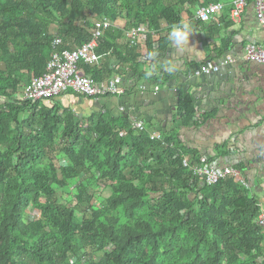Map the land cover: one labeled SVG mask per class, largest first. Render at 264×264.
Returning <instances> with one entry per match:
<instances>
[{
  "label": "trees",
  "instance_id": "obj_1",
  "mask_svg": "<svg viewBox=\"0 0 264 264\" xmlns=\"http://www.w3.org/2000/svg\"><path fill=\"white\" fill-rule=\"evenodd\" d=\"M197 1L0 0V264H264L247 187L193 175L177 134L153 140L125 113L80 121L23 100L22 76L46 73L57 37L61 49L82 46L102 19L158 34ZM192 104L182 96V126L200 122Z\"/></svg>",
  "mask_w": 264,
  "mask_h": 264
},
{
  "label": "crops",
  "instance_id": "obj_2",
  "mask_svg": "<svg viewBox=\"0 0 264 264\" xmlns=\"http://www.w3.org/2000/svg\"><path fill=\"white\" fill-rule=\"evenodd\" d=\"M231 2L198 0L193 6L187 4L180 24L188 26L186 38L172 36L174 27L164 26L160 34L153 35L152 53L148 34L142 36L138 57L129 53L132 47L126 21H116L109 41H99L97 52L107 49L99 53V63L80 67L86 74L87 66L93 67L97 76L94 71L89 74L95 75L99 83L116 80L126 95L92 99L69 92L55 100H46L45 104L49 107L59 104L62 112L68 110L80 121L104 113L115 117L125 113L131 117L133 128L140 121L151 128L149 132H174L187 149V155L206 156L218 169L228 166L238 169L248 183L249 197L264 213V65L246 56L248 44L264 46V28L256 18L253 5L247 7L241 20L233 21L229 17ZM210 3H222L225 9L213 22L196 21L198 7ZM108 45L113 49L108 50ZM229 56L235 61L220 72L194 75L204 62H219ZM30 79L27 74L22 76V88ZM183 95L193 98L194 118L200 121L197 124H181Z\"/></svg>",
  "mask_w": 264,
  "mask_h": 264
},
{
  "label": "built area",
  "instance_id": "obj_3",
  "mask_svg": "<svg viewBox=\"0 0 264 264\" xmlns=\"http://www.w3.org/2000/svg\"><path fill=\"white\" fill-rule=\"evenodd\" d=\"M249 5H253L256 12V18L259 24L264 28V0H232L229 17L233 21L241 20L244 12ZM225 9L222 3H210L198 7L195 19L201 23H209L217 20L218 14ZM92 39L82 46L70 50L61 49L65 44L62 37H57L53 43L50 60L47 65V71L42 76L32 77L26 82L23 90V100L38 101L43 99L60 98L64 94L73 92L87 98L101 99L104 97H121L126 95V90L120 87L116 80L110 79L106 83H99L91 74H86L80 65H95L99 63L101 56L97 52L99 41L105 37V33L115 27V23L109 19L94 21ZM146 34L156 35V31L150 29L148 25H141L131 28L127 35L130 46L137 48L139 40ZM246 56L248 60L264 65V46L257 43H250L246 47ZM235 61L232 56L219 62L208 61L198 66L194 75L200 77L203 75H212L220 72L226 65ZM125 111L124 108H121ZM134 128L139 131H146L143 122H135ZM153 140H161L162 135L155 131L150 132ZM191 155L183 156V166L193 173V175L202 178L209 186L219 184L228 178H234L235 181L248 188L242 173L228 166L223 169L209 164L204 156L198 161L192 162ZM258 224L264 228V213L258 218Z\"/></svg>",
  "mask_w": 264,
  "mask_h": 264
},
{
  "label": "clouds",
  "instance_id": "obj_4",
  "mask_svg": "<svg viewBox=\"0 0 264 264\" xmlns=\"http://www.w3.org/2000/svg\"><path fill=\"white\" fill-rule=\"evenodd\" d=\"M187 25H176L173 28L172 36L184 39L187 36Z\"/></svg>",
  "mask_w": 264,
  "mask_h": 264
},
{
  "label": "rangeland",
  "instance_id": "obj_5",
  "mask_svg": "<svg viewBox=\"0 0 264 264\" xmlns=\"http://www.w3.org/2000/svg\"><path fill=\"white\" fill-rule=\"evenodd\" d=\"M72 187H73V186H72ZM104 195L107 196L108 194L105 193Z\"/></svg>",
  "mask_w": 264,
  "mask_h": 264
}]
</instances>
